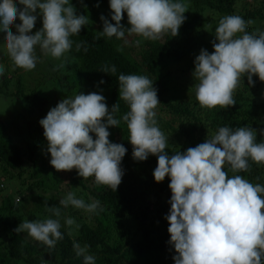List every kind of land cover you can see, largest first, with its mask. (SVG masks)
<instances>
[{
    "label": "clouds",
    "instance_id": "obj_1",
    "mask_svg": "<svg viewBox=\"0 0 264 264\" xmlns=\"http://www.w3.org/2000/svg\"><path fill=\"white\" fill-rule=\"evenodd\" d=\"M109 7L115 24L101 15L100 36L125 43L126 33L152 41L165 34L175 37L188 12L187 0H109ZM124 13L130 28L121 24ZM38 16L42 28L32 34ZM17 19L21 23H15ZM88 20L76 13L71 0H0V34L4 37L0 52L6 51L13 66L25 72L36 68L37 49L60 61L58 67H66L71 63L67 55L73 47L71 37L79 35ZM251 23L239 15L223 17L215 28L214 51L210 54L201 49L196 56L192 75L201 108L235 105L234 92L245 75L250 86H254V75L264 82V31L247 32ZM12 27L16 34L9 30ZM82 47L87 51L84 42L77 44L76 50ZM100 71L115 74L117 69L106 65ZM4 72L0 64V76ZM117 80L119 100L129 109L122 117L117 118L119 104L109 111L106 98L92 92L61 100L39 121L51 166L57 171L76 169L83 179L94 177L97 185L116 192L124 175L121 162L127 149L109 140L108 128L119 127L122 120L128 128L133 159L139 162L157 156L154 180L159 183L170 178L171 207L165 219L170 225L168 244L176 252L174 264H264V185L237 174L249 171V161L264 165V140L257 141L252 127L225 125L204 143L169 155L168 137L156 120L155 110L161 102L153 81L145 75L124 73ZM260 134L264 136V129ZM225 165L233 175H228ZM69 206L88 214L102 211L99 200L86 203L68 192L58 207L45 205L49 218L23 221L15 231L26 232L39 246L53 250L64 239L62 226L74 224L72 218L61 223V210ZM73 250L77 258H83V264H95L88 245L74 241Z\"/></svg>",
    "mask_w": 264,
    "mask_h": 264
},
{
    "label": "trees",
    "instance_id": "obj_2",
    "mask_svg": "<svg viewBox=\"0 0 264 264\" xmlns=\"http://www.w3.org/2000/svg\"><path fill=\"white\" fill-rule=\"evenodd\" d=\"M71 3L78 15H86L89 19L79 35L71 37L73 47L67 55L77 64L76 70L71 69V74L64 75L60 68L54 69L51 64L49 69L40 68L38 75L50 89L39 88V85L35 89L28 88L20 69L13 64L5 65L4 75L0 76V96L22 102L14 105L17 111L13 118L7 120L0 116V264H83V258L75 255L74 241L65 226L61 228L64 239L53 250L39 246L26 232L15 231L23 221L49 218L51 214L45 205L58 207L60 199L68 192H74L86 203L100 201L102 211L98 209L95 214L71 206L61 210L62 225L64 218H72L79 225L75 242L89 246V254L96 257L95 264H174L176 252L168 244L170 225L165 219L171 207L170 178L166 176L159 183L154 180L157 156L150 155L139 162L133 159L126 123L121 120L119 127L108 128L109 140L127 149L121 162L124 175L117 191L113 192L107 186L97 185L94 177L83 179L76 169L57 171L52 167L39 121L46 117L52 104L55 107L67 97L92 92L107 93L109 111L119 104L117 118L122 117L129 109L119 100L117 77L124 73L145 75L153 81L161 102L155 110L156 120L168 137L166 151L169 155L183 153L204 143L221 126L264 129V101L256 102L241 93V87L255 96L257 91H263L264 82L258 76L252 77L254 86L248 84L247 75L241 79L234 92L235 105L211 110L201 108L195 94L186 100L180 91L169 88L162 69L166 63L176 62L179 63L177 66L182 65L180 73L187 75L194 70L198 52L200 54L202 46L207 47L209 42L213 44L215 28L225 16L239 15L245 21L251 20L246 29L249 33L264 31V0H187L188 12L184 13L186 19L177 36L165 34L160 40L152 41L131 35L134 39L127 40L128 43L123 39L100 36L102 12H107L109 22L115 24L111 21L109 0H71ZM15 23L21 22L17 19ZM121 24L130 25L126 13ZM41 28L42 19L38 16L32 33ZM11 29L16 31L15 27ZM131 36L125 34L127 38ZM137 40H140L139 44H136ZM81 42L87 51L83 47L76 50V45ZM5 58L0 55V63L5 64ZM106 65H115L116 73L100 71ZM101 80L104 83L101 84ZM90 135L95 139V134ZM249 165V171L237 174L252 183L264 185L262 174L258 176L257 171H252L251 161ZM224 170L229 176L233 175L227 165ZM26 193H36L37 197L33 203L35 209L28 213L23 206L32 195L25 196Z\"/></svg>",
    "mask_w": 264,
    "mask_h": 264
},
{
    "label": "rangeland",
    "instance_id": "obj_3",
    "mask_svg": "<svg viewBox=\"0 0 264 264\" xmlns=\"http://www.w3.org/2000/svg\"><path fill=\"white\" fill-rule=\"evenodd\" d=\"M250 1L251 0H247V2H250ZM92 13H93V11L91 10L90 14H92ZM101 15H104L109 20V15L107 12L104 11V12H102ZM130 27H131V25H129L128 27H125V28H130ZM9 30L12 31L11 28ZM13 33L16 34V31H14ZM32 34H34V33H32ZM3 38H4L3 34H0V42L3 41ZM125 38L128 41H131V40L133 41V39H134V37H132V38L125 37ZM203 43L204 44L206 43L205 38H204ZM204 46H202L203 49H205ZM206 48H207V50H210V54L214 50L213 44H210V42L208 43V46ZM0 55L6 56L5 59H7V62L5 64H3L4 66L5 65L8 66V65L12 64V62H11L10 58L8 57L6 51L0 52ZM36 55L39 57V61L36 65V68L33 71L25 72L23 69L19 68L21 74L25 78L24 82L26 81L25 84L28 88L35 89V88H38L37 87L38 85H39V88H42L43 86H46V87L49 86V84H46L43 80H41L40 75H38V72L40 71L39 69L40 68L41 69H49L50 68L49 64L53 65L54 69L60 68L61 73L64 75L65 74H71V72H70L71 69L76 70L77 64L70 59L69 60L71 61V63L67 64L66 67H58V65L60 64V61L55 60V59L51 58L50 56H44L39 51V49H37ZM198 55H199V52H198ZM0 64H2V63H0ZM177 64H179V63L170 62V63H166L163 66V68H162L163 69V75H164L163 79L166 82V84H168L169 88H171L172 90H175V91H180V93L184 95L186 100L188 98L190 100V97H192L195 94V84L197 83L194 80L193 75H192L194 70L189 71V73L187 75H185L183 73H180L182 65L177 66ZM57 88H59V86ZM48 89H50V87H48ZM96 93H98V92H96ZM241 93L246 97L248 96L247 97L248 99L255 100L256 102H263L264 101V90L263 91H257L256 96H255V95L248 94L247 91H243L242 87H241ZM98 94H102L107 99L109 98L107 93L103 92V93H98ZM107 99H106V101H107ZM59 100H60V97H59ZM18 103L20 105L22 104V102L18 99H14V98L6 99L3 96H0V116H2L4 119H7V120L9 118L10 119L13 118L16 114V111H17V110H15L14 105H17ZM183 103H185V102H183ZM53 107H54V104L51 105V108H53ZM256 132H257V141L264 140V136H261L259 128H258V130H256ZM251 169L253 172L257 171L258 176H260V174H262V179L264 181V165H257L255 163H253ZM26 175H27V173H26ZM26 195L27 196L32 195L31 197H28L29 200H27L23 206V209L25 210V212L28 213L29 211H33L35 209L33 203L36 202L37 197H36V193H34V194L26 193L25 196ZM16 199H18V197H16ZM43 200H44V198L42 197L41 202H43ZM78 227H79V225H77L75 221H74V224L71 225L70 227L65 226V230L68 233V235L71 237L72 241H75L76 237L78 236ZM115 233L116 232L112 233V235H111L112 238H113V236H115Z\"/></svg>",
    "mask_w": 264,
    "mask_h": 264
}]
</instances>
